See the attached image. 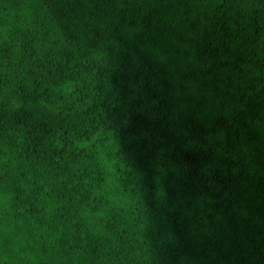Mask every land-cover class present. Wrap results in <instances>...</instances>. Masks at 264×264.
<instances>
[{
  "label": "trees",
  "instance_id": "trees-1",
  "mask_svg": "<svg viewBox=\"0 0 264 264\" xmlns=\"http://www.w3.org/2000/svg\"><path fill=\"white\" fill-rule=\"evenodd\" d=\"M0 264H264V0H0Z\"/></svg>",
  "mask_w": 264,
  "mask_h": 264
}]
</instances>
